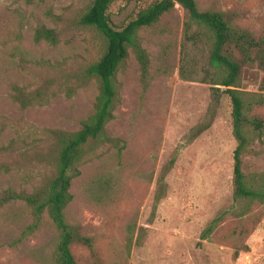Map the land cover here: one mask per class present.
Wrapping results in <instances>:
<instances>
[{
  "label": "rangeland",
  "instance_id": "obj_1",
  "mask_svg": "<svg viewBox=\"0 0 264 264\" xmlns=\"http://www.w3.org/2000/svg\"><path fill=\"white\" fill-rule=\"evenodd\" d=\"M91 1L0 0V148L13 142L11 152L0 150V194L31 192L51 178L57 147L47 130H78L92 113L98 83L80 77L105 42L80 23ZM153 1L114 0L106 14L120 28ZM196 3L200 10L235 12L236 24L264 37V0ZM188 21L175 4L139 30L146 85L130 49L117 71L118 99L105 128L124 147L96 144L71 181L66 219L93 240L92 249L71 245L76 264H264V204L233 198L230 103L222 95L214 104L208 34L192 24L196 37L188 40ZM39 25L55 30V44L34 41ZM45 86L42 105L21 108L12 97L15 87ZM239 86L264 94V72L243 68ZM256 112L264 117V105ZM211 116L210 127L191 139ZM242 170L264 184V137L251 145ZM35 222L23 201L0 206V264H54L57 231L45 213Z\"/></svg>",
  "mask_w": 264,
  "mask_h": 264
},
{
  "label": "trees",
  "instance_id": "obj_2",
  "mask_svg": "<svg viewBox=\"0 0 264 264\" xmlns=\"http://www.w3.org/2000/svg\"><path fill=\"white\" fill-rule=\"evenodd\" d=\"M114 0H92L82 14L80 23L95 28L105 42L102 55L90 63L80 77V81L94 78L98 83V93L93 104L92 113L82 121L75 131L49 129L47 132L55 142V171L51 178L31 192L7 189L0 194V206L10 201H23L39 222L45 213L58 234V241L51 258L54 264H76L71 245L80 244L93 248L91 237L81 234L71 225L65 216V208L73 195L70 185L79 174V164L87 152L96 144H109L118 152L124 147L120 139L110 136L106 124L113 118V110L118 99V82L116 74L130 49L140 67L142 82L147 84L148 59L141 45L139 30L154 25L161 16L179 4L187 13L185 36L194 40L196 34L189 32L192 24L203 27L208 34V62L215 71L217 87L214 88V104H221V97L226 96L230 103L231 132L235 140L232 153L233 198L247 199L250 202L264 204V184L249 180L242 170L243 157L251 153V145L264 137V117L256 110L264 105V94L249 93L239 89L242 69L255 68L264 72V37L257 36L252 30L236 24L235 12L217 9L200 10L196 0H156L141 9L135 17L120 28L110 24L106 14L108 6ZM34 41L45 40L51 44L57 41L54 29L39 25L34 30ZM48 86L26 92L15 87L13 99L21 108L30 105H42L47 102ZM74 90L67 88V95ZM213 115V114H212ZM213 116L192 129L190 138L203 134L211 125ZM11 152L13 142L0 148ZM172 160L169 162L171 164ZM170 167L167 168L169 170ZM163 178L160 179L162 181ZM161 189L155 196L161 199Z\"/></svg>",
  "mask_w": 264,
  "mask_h": 264
}]
</instances>
